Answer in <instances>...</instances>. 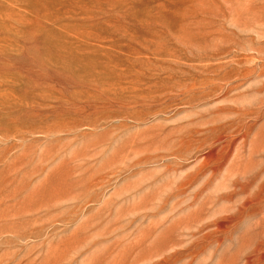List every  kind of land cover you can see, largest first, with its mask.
Wrapping results in <instances>:
<instances>
[{"label":"rangeland","instance_id":"374dc122","mask_svg":"<svg viewBox=\"0 0 264 264\" xmlns=\"http://www.w3.org/2000/svg\"><path fill=\"white\" fill-rule=\"evenodd\" d=\"M0 264H264V0H0Z\"/></svg>","mask_w":264,"mask_h":264}]
</instances>
